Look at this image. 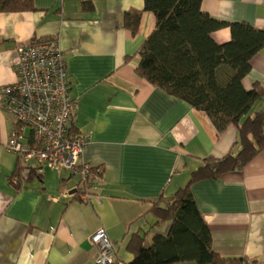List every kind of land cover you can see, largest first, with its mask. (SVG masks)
I'll use <instances>...</instances> for the list:
<instances>
[{
	"label": "crops",
	"instance_id": "0c3cea01",
	"mask_svg": "<svg viewBox=\"0 0 264 264\" xmlns=\"http://www.w3.org/2000/svg\"><path fill=\"white\" fill-rule=\"evenodd\" d=\"M33 3L35 12L0 14V90L17 81L18 48L57 41L75 100L71 133L91 137L82 159L98 178L81 191L80 178L69 171L38 173L34 163L7 150L15 121L0 94V264H94L90 237L101 228L114 246V264L129 263L134 254L128 244L135 235L148 245L152 233L168 229L166 223L155 226L153 204L171 200L202 159L235 152L237 128L217 135L205 113L136 76L135 55L155 27L143 0ZM201 11L217 21L264 30V0H203ZM129 12L142 15L135 35L122 27ZM212 38L224 44L229 31ZM250 66L243 87L258 84L264 91V49ZM190 192L213 252L264 264V151L242 171L193 184Z\"/></svg>",
	"mask_w": 264,
	"mask_h": 264
},
{
	"label": "trees",
	"instance_id": "16d2710c",
	"mask_svg": "<svg viewBox=\"0 0 264 264\" xmlns=\"http://www.w3.org/2000/svg\"><path fill=\"white\" fill-rule=\"evenodd\" d=\"M202 1L143 0V10L153 15L155 27L135 55L138 58L135 74L205 113L217 135L235 126L238 149L220 159H202V165L191 173L187 185L171 200L161 199L153 204L155 226L166 223L168 229L165 233H152L148 245L144 244L145 238L135 235L128 244L134 257L126 264L245 263L241 259H223L213 252L211 234L190 187L240 172L264 151V110L249 114L256 102L264 100V91L258 84L245 90L242 83L250 72L251 59L264 49V30L244 22L212 19L201 11ZM35 11L33 0H0V14ZM141 16V12L126 13L122 27L131 35L137 34ZM223 29H228L229 41L217 44L212 35ZM20 172L18 167L15 174L19 182ZM90 184L80 182L81 191H87ZM81 191L77 195H82Z\"/></svg>",
	"mask_w": 264,
	"mask_h": 264
},
{
	"label": "built area",
	"instance_id": "2783aa9c",
	"mask_svg": "<svg viewBox=\"0 0 264 264\" xmlns=\"http://www.w3.org/2000/svg\"><path fill=\"white\" fill-rule=\"evenodd\" d=\"M16 72L17 81L0 90L3 109L15 121L7 150L25 164L34 163L38 173L65 169L79 176L80 182L97 180L98 173L82 159L91 137L70 131L75 100L58 42L18 48ZM90 243L96 250L94 264H114L115 249L104 229L93 233Z\"/></svg>",
	"mask_w": 264,
	"mask_h": 264
},
{
	"label": "rangeland",
	"instance_id": "374dc122",
	"mask_svg": "<svg viewBox=\"0 0 264 264\" xmlns=\"http://www.w3.org/2000/svg\"><path fill=\"white\" fill-rule=\"evenodd\" d=\"M264 101L261 102H257L253 108L250 110L249 114L253 115L254 113L260 112L262 111V107L263 106ZM73 177H77V175H74ZM79 177V176H78Z\"/></svg>",
	"mask_w": 264,
	"mask_h": 264
}]
</instances>
